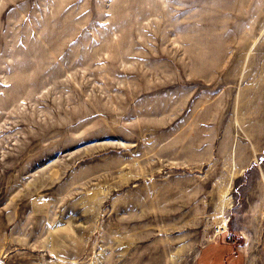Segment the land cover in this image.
I'll use <instances>...</instances> for the list:
<instances>
[{
	"label": "rangeland",
	"instance_id": "obj_1",
	"mask_svg": "<svg viewBox=\"0 0 264 264\" xmlns=\"http://www.w3.org/2000/svg\"><path fill=\"white\" fill-rule=\"evenodd\" d=\"M226 239L264 264V0H0V264Z\"/></svg>",
	"mask_w": 264,
	"mask_h": 264
},
{
	"label": "trees",
	"instance_id": "obj_2",
	"mask_svg": "<svg viewBox=\"0 0 264 264\" xmlns=\"http://www.w3.org/2000/svg\"><path fill=\"white\" fill-rule=\"evenodd\" d=\"M222 243V244H221ZM220 244L218 245H213L212 248L214 249L213 251V255H212V251H208V252H204V255L199 257L200 259L198 260V264H221V263H225V261L227 260V257H225V255H227L228 257L231 255L236 254V256L239 257V255L237 254V249H233L232 245H231V241L228 239L223 240ZM215 248H217L215 250ZM211 249V248H209ZM207 249V250H209ZM226 249V251L224 252V250ZM212 255L211 258H208L207 255Z\"/></svg>",
	"mask_w": 264,
	"mask_h": 264
}]
</instances>
